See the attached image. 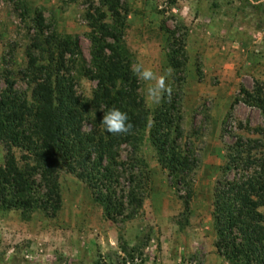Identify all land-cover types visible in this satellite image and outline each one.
I'll return each instance as SVG.
<instances>
[{
  "label": "trees",
  "instance_id": "trees-1",
  "mask_svg": "<svg viewBox=\"0 0 264 264\" xmlns=\"http://www.w3.org/2000/svg\"><path fill=\"white\" fill-rule=\"evenodd\" d=\"M99 4L85 12L90 27L88 60L78 37L46 30L37 10L26 66L20 72L27 89L16 87L10 71L0 75V145L5 152L0 162V209L19 211L24 219L34 211L56 214L63 171L85 185L105 218L115 223L134 218L148 177L139 154L145 140L171 182L185 191L188 209L191 174L199 158L193 144L182 141L179 94L165 95L153 109L147 107L140 81L130 70L133 60L124 40L127 6L122 0ZM172 35L167 57L177 72L186 55L182 36ZM75 70L95 81L90 97L77 94ZM242 92L244 102L264 114L262 89ZM109 107L127 112L129 132L104 131L101 108ZM254 131L259 137L237 135L227 145L212 194L214 247L231 264H264V128ZM146 243L120 240L116 250L98 252L94 264H142ZM204 256L201 250L194 251L189 264H203Z\"/></svg>",
  "mask_w": 264,
  "mask_h": 264
},
{
  "label": "rangeland",
  "instance_id": "rangeland-1",
  "mask_svg": "<svg viewBox=\"0 0 264 264\" xmlns=\"http://www.w3.org/2000/svg\"><path fill=\"white\" fill-rule=\"evenodd\" d=\"M122 1L128 10L124 40L133 63L142 61L160 75L170 69L166 84L173 90L171 95L176 92L180 97L182 141L191 142L199 158L191 174L188 209L185 191L171 182L145 140L139 154L148 177L137 216L116 223L105 218L85 185L63 171L61 206L54 216L34 211L24 219L19 211L0 209V264H94L98 252L116 250L120 240L134 244L140 239L147 242L142 264H189V255L196 250L205 255L203 264H231L214 247L212 194L227 145L237 135L259 137L254 130L264 128V114L245 103L242 92L255 87L264 92V4ZM99 5V0H0V75L10 71L16 87L27 89L20 72L26 66L37 10L44 16L46 30L78 37L88 60L90 27L85 12ZM172 33L182 36L186 55L177 72L167 57ZM73 75L77 94L90 97L95 81L77 70ZM139 81L145 100L146 82ZM145 103L149 109L158 105ZM4 153L0 145V162ZM126 153L123 148L121 157Z\"/></svg>",
  "mask_w": 264,
  "mask_h": 264
},
{
  "label": "clouds",
  "instance_id": "clouds-1",
  "mask_svg": "<svg viewBox=\"0 0 264 264\" xmlns=\"http://www.w3.org/2000/svg\"><path fill=\"white\" fill-rule=\"evenodd\" d=\"M252 3L264 4V0H252ZM130 70L138 80L146 82L144 96L147 103L157 105L165 94H171L172 89L166 84V75L171 74L170 69L166 75H160L142 61H137L131 65ZM101 109L104 111V115L100 124L105 132L121 134L130 131L132 124L127 112L117 107H109L107 110Z\"/></svg>",
  "mask_w": 264,
  "mask_h": 264
}]
</instances>
